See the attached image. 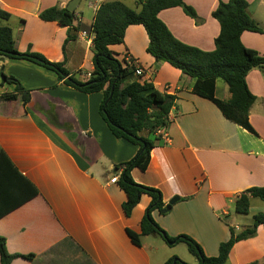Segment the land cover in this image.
I'll list each match as a JSON object with an SVG mask.
<instances>
[{"label":"crops","instance_id":"0c3cea01","mask_svg":"<svg viewBox=\"0 0 264 264\" xmlns=\"http://www.w3.org/2000/svg\"><path fill=\"white\" fill-rule=\"evenodd\" d=\"M69 1L0 0V9L10 13L0 18V25L12 29L18 51L63 62L69 76L84 81L93 69L92 46L74 28L89 27L96 11L91 4L108 0H87L84 11H78L79 0L72 26L39 17L41 10L66 7ZM119 1L140 7V0ZM218 1L184 0L195 10L197 22L179 6L162 9L158 17L177 39L210 51L219 33L211 15ZM246 1L248 14L264 30V0ZM68 34L73 37L66 40ZM240 39L264 55L263 32L243 31ZM147 43L144 27L134 24L126 28L123 43L110 47L142 66V79L175 96L163 131L169 140L160 138L147 168L134 167L130 175L136 183L158 189L164 205L177 196L167 212L152 211L154 221L169 236L188 235L214 256L230 229H237L232 214L236 198L264 184V69L252 68L246 75L255 96L248 116L254 134L193 93L191 78L155 60L146 52ZM0 66L30 93L25 104L19 98L0 101V149L37 189L27 198L25 182L7 166L0 169V236L9 253L32 254L31 259L15 257L11 264H163L172 255L162 250L160 235H140V244L127 235V228L140 232L151 198L143 194L131 214L124 215L125 194L110 178L118 176L116 166L132 159L138 146L110 131L99 111L102 91L85 93L25 59L5 60ZM219 83L215 96L227 100L228 87ZM14 86L2 83L0 74V95L15 92ZM8 177L11 183L5 182ZM248 239L233 245L226 264H264V227L259 225ZM256 240L259 247L251 243L249 253L240 246Z\"/></svg>","mask_w":264,"mask_h":264},{"label":"trees","instance_id":"16d2710c","mask_svg":"<svg viewBox=\"0 0 264 264\" xmlns=\"http://www.w3.org/2000/svg\"><path fill=\"white\" fill-rule=\"evenodd\" d=\"M139 9L135 10L119 0H108L100 3L89 27H75L74 30L87 31L92 35L91 76L84 81H77L68 75L63 62H53L36 52H20L15 47L12 29L0 25V62L9 59H25L54 71L58 78L66 79L85 93L102 91L99 111L115 137L124 138L138 146L135 156L127 162L116 166L120 169L116 184L123 190L125 200L121 208L129 216L143 194L150 196V203L140 220V232L126 229L127 235L134 244H140V235L158 234L168 244L183 241L188 250L197 257V264H226L233 245L239 240L255 234L259 225L264 227V213L253 215L250 227L240 232L230 229L227 240L220 242L214 256L204 253L202 247L190 236L179 234L169 236L153 219L152 211L167 212L172 204L164 205L162 195L156 188L136 183L131 175L132 168L145 170L150 160V151L161 136L157 130L164 131L169 124L168 114L175 103V96L160 92L150 81L135 76L133 67L121 59L110 48L123 43L126 28L140 24L144 27L148 43L146 52L158 61H164L188 75L192 80V92L211 100L229 120L256 133L249 122V109L255 100L246 83V75L252 68L264 69V55L246 47L240 39L243 31L263 32L247 12L246 0H219L211 15L219 23V33L214 38V49L207 51L177 39L164 22L158 17L162 9L179 6L183 12L198 21L195 10L184 0H140ZM10 13L0 9V18L7 19ZM39 17L46 21H56L62 26H72L76 17L66 7L51 6L39 12ZM72 35H67L66 40ZM0 74L3 82L14 83L15 92L0 95V101H14L18 98L27 103L29 90L13 77L7 76L2 66ZM217 80L223 81L230 93L227 100L215 96ZM12 170L25 182L29 189L27 198L35 195L37 189L22 176L8 156L0 149V169ZM11 183L10 178H5ZM259 198L264 202V184L253 186L241 193L235 200L238 213H248L250 199ZM4 212L0 209V216ZM15 257L32 258V254H11L6 249L5 238L0 236V263L11 264ZM163 264H189L176 256H171ZM247 264H258L250 262Z\"/></svg>","mask_w":264,"mask_h":264},{"label":"rangeland","instance_id":"374dc122","mask_svg":"<svg viewBox=\"0 0 264 264\" xmlns=\"http://www.w3.org/2000/svg\"><path fill=\"white\" fill-rule=\"evenodd\" d=\"M87 2V0H81L80 4L78 5V7L76 8L78 11L79 10H83L85 9V3ZM264 33V30H263ZM122 54V53H121ZM120 53L116 54V56H118L120 59L122 57H124V55L122 56ZM219 82L221 84H225L223 81L219 80ZM3 83H7V84H13L12 82H3ZM219 83V84H220ZM236 211V210H235ZM233 211V215H234V220L233 223L237 224V229L235 230V232H240L245 228L250 227V225H252L253 223V215L259 213V212H263L264 213V202L262 200H260L259 198H253V200L250 202V209L248 211V213H238ZM224 217V216H222ZM230 220H232L233 218H228ZM255 234H253L252 236H254ZM247 237L245 239L239 240L238 242H243V240H249ZM162 238V237H161ZM161 240L163 249L165 250V252H168L169 255L172 256H176V258H179L180 260H182L183 262L189 263V264H196L198 262V259L195 255H193L187 247V244L183 241H179L173 244H168L163 238L159 239ZM251 243H255L258 247H259V242L258 240L256 241H252V242H244V243H240L244 249L245 252H248V248L249 246H251ZM256 247V246H254ZM249 253V252H248Z\"/></svg>","mask_w":264,"mask_h":264},{"label":"built area","instance_id":"2783aa9c","mask_svg":"<svg viewBox=\"0 0 264 264\" xmlns=\"http://www.w3.org/2000/svg\"><path fill=\"white\" fill-rule=\"evenodd\" d=\"M91 6L97 10V8L99 7V5L97 4H91ZM80 33V37L85 39L87 41V44L88 45H91L92 46V38L93 36L92 35H89L87 34L86 32L82 31V32H79ZM132 58H129V59H125L132 67H133V70H134V75L135 76H143L144 75V68L142 66H140L139 64H137L136 62H134L133 60H131ZM85 79H88L90 76H91V72H86L85 74ZM157 134H159L161 136V139L165 140V141H168L169 138H168V135L163 132V131H160V130H157ZM117 181V175H113L111 178H110V182L114 183Z\"/></svg>","mask_w":264,"mask_h":264},{"label":"water","instance_id":"95a60500","mask_svg":"<svg viewBox=\"0 0 264 264\" xmlns=\"http://www.w3.org/2000/svg\"><path fill=\"white\" fill-rule=\"evenodd\" d=\"M78 2H79V0H70V1L68 2V4L66 5V8H67L69 11L73 12V11L75 10L76 6L78 5ZM177 199H178V197H177V196H174V197H172V198L169 200L168 203H169V204H173Z\"/></svg>","mask_w":264,"mask_h":264}]
</instances>
